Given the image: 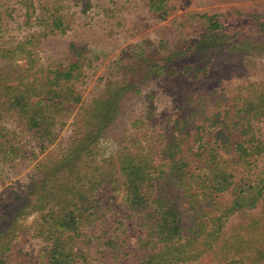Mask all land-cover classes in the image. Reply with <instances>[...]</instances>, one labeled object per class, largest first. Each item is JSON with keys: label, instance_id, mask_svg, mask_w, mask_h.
<instances>
[{"label": "trees", "instance_id": "16d2710c", "mask_svg": "<svg viewBox=\"0 0 264 264\" xmlns=\"http://www.w3.org/2000/svg\"><path fill=\"white\" fill-rule=\"evenodd\" d=\"M12 1L0 0V163L4 164L29 154L25 144L18 140L26 134L36 136L41 148L53 143L54 135L44 123L55 122L67 105L80 102L74 82L83 73L78 63L64 68L39 64V39L70 29L59 0H17L21 10L25 8L23 24L42 29L22 41L9 36L14 31L10 22L14 21ZM146 3L159 17L167 13L166 0ZM203 19L209 26L200 41L173 52L161 64L141 61L132 71L138 75H132L121 89L129 87L136 93L137 85L155 77H161L163 86L169 87L195 81L205 74L214 76V65L230 58L229 48L234 44L226 39L225 27L215 16ZM183 62L191 63L193 70H188ZM13 74L18 76L13 78ZM199 98L200 101L193 99L199 103L190 115L177 126L168 125V132L158 134L159 144L142 146L137 153L126 148L123 156L118 157V165L107 174L93 166L80 175V165L92 160L91 144L116 118L120 101L111 98L99 110L97 119H93L98 120L91 123L95 129L76 142L59 164L46 167L42 180L22 193L17 201H24L26 206L11 217L0 212L5 220L0 225L6 222V228L9 227L0 228V264L32 263L19 261L11 253L9 236L11 227L28 212L36 215L35 236L44 243L40 250L42 264H178L201 257L212 247L229 216L247 206L253 207L264 195V171L245 186L237 187L234 171L228 168L229 160L220 151L229 149L231 154L232 150V161L237 166H247L263 154L264 147L260 141L255 142L254 135L244 139L248 135L245 129L230 130L229 134H237L236 140L217 145L209 129L196 125L207 96ZM193 100L189 99L190 103ZM243 113L252 117L263 115L264 93L250 102ZM219 134L220 128L216 136ZM102 183L122 187L124 216L119 211L114 213L112 207L89 200L90 191ZM231 192L234 199H222ZM257 230L264 238V228ZM257 250L255 259H264L263 248ZM8 251L10 254L5 255ZM232 263L235 262L227 264Z\"/></svg>", "mask_w": 264, "mask_h": 264}, {"label": "rangeland", "instance_id": "374dc122", "mask_svg": "<svg viewBox=\"0 0 264 264\" xmlns=\"http://www.w3.org/2000/svg\"><path fill=\"white\" fill-rule=\"evenodd\" d=\"M166 3L167 13L159 17L149 10L146 0H59L61 13L70 29L64 34L39 39V64L64 68L78 63L83 73L74 87L81 96L80 102L67 105L57 114L55 122L44 123L54 135L53 143L41 148L36 136L26 134L27 137L18 140L25 144L29 154L24 159L0 163L2 215L11 217L26 206L24 201H17L22 193L37 180H42L46 167L59 164L76 142L95 129L91 123L98 121L97 113L111 98L120 101L116 118L91 144L92 160L90 164L80 165L77 170L80 175L91 171L93 166L100 168L98 172L107 174L112 166L118 165V157L123 156L126 148L137 153L142 146L159 144L158 134L168 132L165 130L168 125L177 126L182 118L190 115L201 99L199 96H207V99L196 125L209 129L217 145L236 140L237 134H229L230 130L241 132L245 129L248 135L244 139L254 135L255 142L260 141L264 147V114L252 117L243 113L250 102L264 93V0H166ZM11 6L14 21L10 22L14 31L10 37L22 41L30 33L42 30L23 24L25 8L21 10L17 0H13ZM204 16H215L225 27L226 39L234 44L229 48L230 58L214 65V76L205 74L195 81L169 87L163 86L161 77H155L137 85L136 93L129 87L121 89L136 73L132 71L141 61L147 59L151 65L161 64L162 59L173 52L200 41L209 26ZM183 63L188 70H193L191 63ZM12 76L16 78L18 74ZM189 99L199 101L190 103ZM238 111L241 112L237 114ZM219 128L222 134L216 136ZM220 153L229 160L228 168L234 171L237 187L245 186L264 171V152L247 166H237L232 161L235 156L232 150L231 154L229 149ZM90 194L91 202L112 207L114 213L119 211L124 216L122 187L102 183ZM222 199L230 201L234 196L231 192L224 194ZM35 218V214L28 212L11 227V253L19 261L42 264L40 250L44 243L35 236ZM2 221L5 220L0 217ZM5 224L0 225L1 230L9 229ZM261 227L264 228V195L253 207L247 206L229 216L212 247L201 257L178 264H227L231 261L235 262L232 264H264V259H255L257 248L264 250V238L257 230ZM8 254L10 251L5 255Z\"/></svg>", "mask_w": 264, "mask_h": 264}]
</instances>
